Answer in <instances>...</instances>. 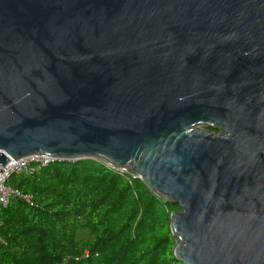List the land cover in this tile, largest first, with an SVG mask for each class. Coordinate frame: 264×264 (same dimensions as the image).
Returning <instances> with one entry per match:
<instances>
[{
  "label": "water",
  "instance_id": "water-1",
  "mask_svg": "<svg viewBox=\"0 0 264 264\" xmlns=\"http://www.w3.org/2000/svg\"><path fill=\"white\" fill-rule=\"evenodd\" d=\"M30 155L178 206L182 264H264V0H0V166Z\"/></svg>",
  "mask_w": 264,
  "mask_h": 264
},
{
  "label": "trees",
  "instance_id": "trees-1",
  "mask_svg": "<svg viewBox=\"0 0 264 264\" xmlns=\"http://www.w3.org/2000/svg\"><path fill=\"white\" fill-rule=\"evenodd\" d=\"M7 185L18 194L0 207V264H182L170 230L179 207L104 162H53Z\"/></svg>",
  "mask_w": 264,
  "mask_h": 264
},
{
  "label": "built area",
  "instance_id": "built-area-1",
  "mask_svg": "<svg viewBox=\"0 0 264 264\" xmlns=\"http://www.w3.org/2000/svg\"><path fill=\"white\" fill-rule=\"evenodd\" d=\"M49 158L44 155H30L18 160H10L9 163L3 167L0 166V207L6 206L9 199L18 192L11 189L7 182L13 175H33L41 169L47 167L50 162ZM2 171V172H1ZM29 201L28 197H24ZM89 256V252L85 251L84 258ZM71 258H65L64 263L68 262ZM75 258L74 260H78Z\"/></svg>",
  "mask_w": 264,
  "mask_h": 264
},
{
  "label": "rangeland",
  "instance_id": "rangeland-1",
  "mask_svg": "<svg viewBox=\"0 0 264 264\" xmlns=\"http://www.w3.org/2000/svg\"><path fill=\"white\" fill-rule=\"evenodd\" d=\"M178 211V210H177Z\"/></svg>",
  "mask_w": 264,
  "mask_h": 264
}]
</instances>
